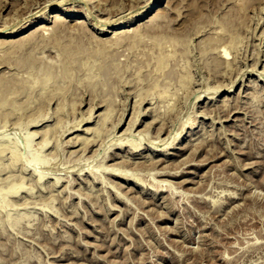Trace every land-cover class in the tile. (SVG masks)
<instances>
[{"label": "rangeland", "instance_id": "1", "mask_svg": "<svg viewBox=\"0 0 264 264\" xmlns=\"http://www.w3.org/2000/svg\"><path fill=\"white\" fill-rule=\"evenodd\" d=\"M152 1L0 0V264H264V0Z\"/></svg>", "mask_w": 264, "mask_h": 264}, {"label": "bare ground", "instance_id": "2", "mask_svg": "<svg viewBox=\"0 0 264 264\" xmlns=\"http://www.w3.org/2000/svg\"><path fill=\"white\" fill-rule=\"evenodd\" d=\"M27 1V0H26ZM160 1L161 0H153L150 4H148L147 5V7L145 8V10L143 11V13H141V15H138V16H140V17H142V16H144L145 14H149V13H151V12H153V10H155L156 8H157V6L160 4ZM31 2V1H30ZM27 3H29V2H27ZM26 3V4H27ZM114 3V2H113ZM30 4V3H29ZM115 7V6H114ZM113 9V8H112ZM160 12V11H159ZM159 13H157V15H158ZM31 15V14H30ZM156 15V19L158 20L159 18H157L158 16ZM49 16H51L52 18H55V22L57 23V25L58 24H60V22H62V21H67V19L65 18V17H62L61 15H58V14H53V15H49ZM163 16H164V13H163ZM162 16V17H163ZM155 17V16H154ZM159 17L161 18V14L159 15ZM45 20L47 21V20H49L47 17H45ZM133 19H129V21L131 22ZM151 20H152V22L154 23V24H156L157 23V21H155V18L154 19H152L151 18ZM127 21V20H126ZM159 21V20H158ZM68 22V21H67ZM80 22V26H79V28H82V27H85L84 25L81 27V23L83 22V21H79ZM150 22V24L152 25L153 23H151V21H149ZM63 24H65V23H63ZM83 24V23H82ZM149 24V23H148ZM4 25V24H3ZM151 25H149V26H151ZM5 26V25H4ZM88 26V25H87ZM86 26V28H88ZM20 27V26H19ZM58 27V26H57ZM60 27V26H59ZM58 27V28H59ZM145 27H148V26H145ZM152 27V26H151ZM20 28H22V27H20ZM56 28V27H55ZM85 28V29H86ZM40 30H41V35L42 34H45V31L46 30H48V29H50L51 30V28H49L48 26H47V24H42L41 26H40V28H39ZM39 29H37V30H39ZM150 29V28H149ZM89 30V29H88ZM101 30V33H105L106 31H108L106 28H102V29H100ZM36 31V30H35ZM118 31V30H117ZM1 32V31H0ZM14 32H18V28L17 29H15V30H12V31H9V32H7L6 34H12V33H14ZM38 32V31H37ZM43 32V33H42ZM34 34H32L31 36L30 35H28V38L25 40V38H24V41L23 40H21L23 43H18L19 45L21 44H24L26 41H31V39L33 38V37H37V33H35V32H33ZM39 33V34H40ZM52 33V32H51ZM56 33V32H55ZM87 33V32H86ZM118 33H120L119 31H118ZM84 34V33H83ZM128 34V33H127ZM120 35V34H119ZM139 36V35H138ZM95 37V36H94ZM119 38V37H118ZM107 42V41H106ZM27 43V42H26ZM25 43V44H26ZM103 43V42H102ZM1 44V43H0ZM30 46L31 45H25L24 47H23V49L25 50V48H30ZM38 46V45H37ZM226 46V45H225ZM1 47H2V45H1ZM0 47V48H1ZM28 48V49H29ZM37 48V47H36ZM34 49V48H33ZM225 49V48H224ZM27 50V49H26ZM224 51V53H225V55H228V53H227V50H223ZM4 64V63H3ZM41 68H42V66H41ZM38 70V69H37ZM44 70H46V69H44ZM48 71V70H47ZM32 73H35V72H33L32 71ZM49 75H51V74H49ZM48 75V76H49ZM46 77V76H45ZM53 76H51V78H52ZM47 79H48V77H46ZM46 78H44V82L45 81H47V79ZM50 79V78H49ZM43 80V79H42ZM2 81V80H1ZM229 91H231V89H229ZM231 95V94H230ZM211 99L213 98V97H210ZM93 114V113H92ZM42 120V119H41ZM41 120H39V121H36L37 123H35V124H39V122L41 121ZM35 124H33V126H35ZM78 126H80V125H78ZM80 129V128H79ZM87 130V129H86ZM131 133V132H130ZM29 134V133H28ZM174 136V135H173ZM172 136V137H173ZM34 138V134L33 133H31V134H29L28 135V138H27V144L28 145H30L31 146V142H32V140H34L33 139ZM123 138V137H122ZM131 139V138H130ZM130 139H128V140H130ZM175 139H177V138H175ZM126 141V140H125ZM45 142V141H44ZM47 142V141H46ZM45 142V144L43 143V146H42V148H44L46 145H47V143ZM127 142V141H126ZM129 142V141H128ZM33 143V142H32ZM120 143H122V141L120 142ZM124 143V142H123ZM130 143V142H129ZM132 144H133V142H132ZM119 145V144H118ZM172 147V146H171ZM157 150V149H156ZM160 150V149H159ZM35 156V155H34ZM33 160V162H35L36 164L38 163V161L40 160L39 158L37 159L36 157L35 158H32ZM37 160V161H36ZM32 162V163H33ZM35 164V165H36ZM115 174V173H114ZM115 175H117V177L119 176V177H121V178H124V179H127L128 177H127V173H125V172H120V173H116Z\"/></svg>", "mask_w": 264, "mask_h": 264}]
</instances>
